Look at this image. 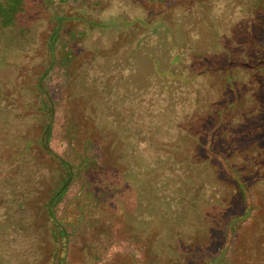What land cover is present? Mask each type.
Wrapping results in <instances>:
<instances>
[{
  "label": "rangeland",
  "instance_id": "rangeland-1",
  "mask_svg": "<svg viewBox=\"0 0 264 264\" xmlns=\"http://www.w3.org/2000/svg\"><path fill=\"white\" fill-rule=\"evenodd\" d=\"M64 12L85 37L67 86L51 84V96L76 136L96 144L100 184L117 191L94 212L93 234L112 224L117 238L138 237L139 264H200L199 251L247 212L230 264H264V0H98ZM48 29L41 0H23L0 32V264H44L50 250L41 204L53 166L35 147L27 86ZM235 177L248 185L245 202ZM126 248L116 243L102 264H130ZM69 259L95 264L84 238Z\"/></svg>",
  "mask_w": 264,
  "mask_h": 264
},
{
  "label": "trees",
  "instance_id": "trees-1",
  "mask_svg": "<svg viewBox=\"0 0 264 264\" xmlns=\"http://www.w3.org/2000/svg\"><path fill=\"white\" fill-rule=\"evenodd\" d=\"M41 3L49 29L43 42L42 68L31 77L27 86L34 97L36 111L38 136L35 147L53 166L51 189L41 204L42 225L50 245L44 264H73L69 259L70 252L80 244V238L87 240L95 264L109 260L110 249L122 241L127 245L126 255L130 257V264H139L138 237L129 236L121 240L117 238L116 227L112 224L103 226L93 234L96 224L94 212L99 206L110 204L117 191L100 184L99 178L105 173L106 166L97 152L96 144L87 137L76 136L67 119L66 105L61 98L53 99L49 88L54 84L61 91L67 86L73 71L72 63L79 57L77 46L85 37L83 32L66 28L65 7L97 4L98 0H41ZM22 7L23 0H0V32L13 28ZM57 116L61 119L58 139L63 144L59 153L50 147ZM257 126L264 136L262 119ZM214 131L215 127L209 131V135ZM202 149L209 153L210 141ZM233 181L245 202L249 198L247 183L243 180L239 183L238 177ZM247 215L246 212L229 218L221 230L220 244L212 250L199 251L200 264H230L232 242L238 232L236 225Z\"/></svg>",
  "mask_w": 264,
  "mask_h": 264
}]
</instances>
